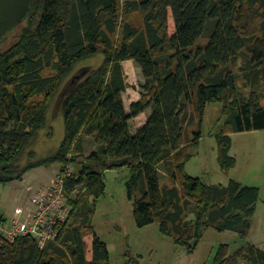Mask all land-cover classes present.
I'll list each match as a JSON object with an SVG mask.
<instances>
[{
	"label": "trees",
	"instance_id": "obj_1",
	"mask_svg": "<svg viewBox=\"0 0 264 264\" xmlns=\"http://www.w3.org/2000/svg\"><path fill=\"white\" fill-rule=\"evenodd\" d=\"M10 37L15 42L1 50ZM99 55L98 68L81 65ZM125 60H134L145 77L142 98L129 113ZM263 82L264 0H33L23 23L0 43V185L59 161L62 174L71 164L77 169L66 176L67 196L78 186L84 190L69 198L71 216L56 242L41 248L33 235L0 236V264H110L94 217L107 191L105 172L122 168L130 169L127 193L139 227L158 223L189 252L209 227L247 237L260 187L234 178L207 185L186 174L185 165L203 136L207 109L220 104L219 162L227 172L235 166L231 134L264 130L257 90ZM149 108L147 122L131 134L130 120ZM58 112L65 137L39 157L34 148L42 131L53 135L50 115ZM87 137L96 144L89 153ZM162 163L169 184L161 182ZM8 220L0 211V221ZM241 261L264 264V250L246 243L231 251L222 243L213 264Z\"/></svg>",
	"mask_w": 264,
	"mask_h": 264
},
{
	"label": "rangeland",
	"instance_id": "obj_2",
	"mask_svg": "<svg viewBox=\"0 0 264 264\" xmlns=\"http://www.w3.org/2000/svg\"><path fill=\"white\" fill-rule=\"evenodd\" d=\"M137 17L139 19L138 15ZM169 26L170 32L173 33L175 24L172 17ZM14 42L15 39L10 37L1 50ZM103 61L104 56L99 55L81 65H90L95 69L102 65ZM237 72L241 87L243 86L247 92L250 91L252 87L244 84L242 72L238 70ZM257 90L264 104V82L262 86L257 87ZM216 105H210L207 109L202 128L203 136L198 143L192 146V157L185 165V173L200 178L207 185H228L230 179L234 178L242 184L259 186L260 199L256 212L251 218L252 227L249 235L244 238L236 231L209 227L205 230L197 248L193 252H189L186 248L176 245L171 236L163 234L158 223L144 227L137 225L134 217V204L127 193L126 183L130 176L129 169L108 170L106 173L107 191L98 202L94 227L96 233L108 243L111 252L110 264H213L222 243H229L231 251L246 243L255 244L264 250V130L233 132L231 134L233 146L230 154L236 158V164L228 172L225 171L219 162L217 141V133L222 127L224 116L220 110L221 105ZM214 107L216 108L214 109ZM53 117L55 119L53 136L46 139L47 143L39 139L38 145L34 148L39 157L51 155L61 145L65 137L63 115L56 114ZM195 128L196 126L193 125L188 127L190 135ZM88 145L90 148L96 146L93 139L89 140ZM89 152L88 150L86 153ZM75 167L74 164L69 165L68 168L66 167V172L69 174V172L77 170ZM46 168L51 170L50 173L48 171L50 178L58 171L52 183L46 187L40 186L41 183L35 169L28 171V176H31L33 178L31 181L34 182L33 186L28 187L31 197L35 191L48 190L62 175L63 166L59 161L47 165ZM158 168L161 182L163 184L171 183L166 165L162 163ZM83 190L82 186L76 187L70 197L66 193L67 199L75 200ZM28 194L25 181L18 180L0 185V211L2 213L6 211L14 213L15 211L13 218H20L16 214V209H24L22 207L25 205L23 196L25 195L27 199ZM193 218L192 215L190 220ZM73 220L74 216L70 222ZM85 240L88 243V258L91 259L92 234L87 233ZM241 264L244 263L241 261Z\"/></svg>",
	"mask_w": 264,
	"mask_h": 264
},
{
	"label": "built area",
	"instance_id": "obj_3",
	"mask_svg": "<svg viewBox=\"0 0 264 264\" xmlns=\"http://www.w3.org/2000/svg\"><path fill=\"white\" fill-rule=\"evenodd\" d=\"M67 175V172L63 173L48 190L33 193V207L24 219L21 215L25 210L18 208L16 214L20 218L0 221V236L5 240L14 241L22 235H33L41 248L56 242L60 225L70 218L73 209L66 196Z\"/></svg>",
	"mask_w": 264,
	"mask_h": 264
},
{
	"label": "crops",
	"instance_id": "obj_4",
	"mask_svg": "<svg viewBox=\"0 0 264 264\" xmlns=\"http://www.w3.org/2000/svg\"><path fill=\"white\" fill-rule=\"evenodd\" d=\"M122 65H123L125 73H126V77H127V81L126 82L128 84L127 89L123 92V99H124L125 109L129 113L130 110H131V105L133 103H136V102L140 101L141 98H142V90L143 89L141 87H142V85L145 82V77L143 75L141 67L134 60H125V61L122 62ZM151 112H152V109L149 108V109L143 111L142 113H140L139 115H137L136 117H134V118H132L130 120L129 128H130L131 134H135L137 132V130L140 127H142L147 122ZM58 114H59V116L62 115V113H59V112L57 113V115ZM50 117H51L50 120H51V124H52V128H53V133H54L53 124H54V120L55 119L52 116V114L50 115ZM64 126H65V120H64ZM47 138H49L47 130L42 131L41 132L40 141L42 140V142H46ZM90 139H93V138L92 137H87L85 139L86 152L88 150L89 151H93L96 148V146L95 147L92 146V148H90V145H88V142H89ZM46 166H40V167L35 168V171L37 173V177H38V179L40 180V183H41L40 184L41 187H46V186L50 185L52 183L53 179L55 178L56 174L58 173V171H56L54 173L55 175H53V177L50 178V176L48 175V171L50 173L51 170H48L46 168ZM127 169H129V168H127ZM129 171H130V169H129ZM105 173H107V171ZM28 174L29 173L27 172L23 176V179L19 180L21 182L25 181V183H26V191H27V193H29L28 196H27V199L25 198V195L23 196V200H24V203H25V205L22 206L24 208V210H25L24 213L21 215V217L23 219L28 214V211H30L32 209L31 193L28 190V187L29 186H33L34 182L31 181V179H33V178L31 176H28ZM19 206H21V205H19ZM3 214L5 215V218L10 220L11 218H13L15 216V211H14V213H11L10 211H6Z\"/></svg>",
	"mask_w": 264,
	"mask_h": 264
},
{
	"label": "water",
	"instance_id": "obj_5",
	"mask_svg": "<svg viewBox=\"0 0 264 264\" xmlns=\"http://www.w3.org/2000/svg\"><path fill=\"white\" fill-rule=\"evenodd\" d=\"M33 0H0V43L23 23ZM79 78V76H78Z\"/></svg>",
	"mask_w": 264,
	"mask_h": 264
}]
</instances>
